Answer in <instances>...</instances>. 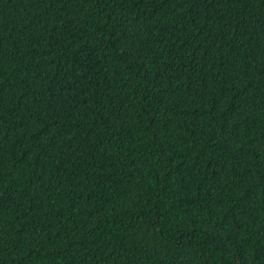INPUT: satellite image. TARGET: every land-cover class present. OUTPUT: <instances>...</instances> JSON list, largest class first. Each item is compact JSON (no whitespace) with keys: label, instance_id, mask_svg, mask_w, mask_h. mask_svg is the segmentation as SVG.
I'll return each mask as SVG.
<instances>
[{"label":"trees","instance_id":"1","mask_svg":"<svg viewBox=\"0 0 264 264\" xmlns=\"http://www.w3.org/2000/svg\"><path fill=\"white\" fill-rule=\"evenodd\" d=\"M0 264H264V0H0Z\"/></svg>","mask_w":264,"mask_h":264}]
</instances>
